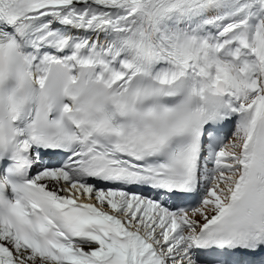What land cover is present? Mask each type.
Listing matches in <instances>:
<instances>
[{"label":"snow or ice","instance_id":"1","mask_svg":"<svg viewBox=\"0 0 264 264\" xmlns=\"http://www.w3.org/2000/svg\"><path fill=\"white\" fill-rule=\"evenodd\" d=\"M0 264H264V0H0Z\"/></svg>","mask_w":264,"mask_h":264}]
</instances>
